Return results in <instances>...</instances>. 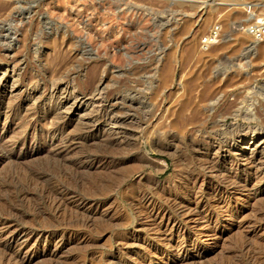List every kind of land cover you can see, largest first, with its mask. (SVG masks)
<instances>
[{"label":"rangeland","instance_id":"1","mask_svg":"<svg viewBox=\"0 0 264 264\" xmlns=\"http://www.w3.org/2000/svg\"><path fill=\"white\" fill-rule=\"evenodd\" d=\"M7 1L14 2L12 11L1 8ZM0 3L1 26L16 27L25 20L31 25L28 30L19 26L22 41L13 75L10 68L4 72L12 51L0 41L3 61L0 74L5 73L0 87L10 89L12 80L17 78L18 93L3 99L4 107L7 103L19 105L28 96L21 110L7 119L3 130L4 116L0 119V136L8 138L6 153L20 156L6 170L0 164V218L11 227L18 220L48 232L47 239L37 232L29 239L27 249L35 250L36 254L29 264H107L113 258H117V264H147L148 260H153V264H180L175 262L172 248L165 249L160 242L152 241L151 232L141 233L146 243L138 241L136 246H123L125 237L133 234L132 224L138 226L144 220L132 223V215H140L128 202L132 197L124 191L137 184L131 194H154L156 185L163 183L166 189H173L181 181L195 183V190L202 191H210L215 185L227 186L254 169L250 160L239 158L240 151L229 142L244 130L246 138L254 130L257 133L260 144L254 170L264 175V39L255 42L237 26L245 23L253 11L264 17V0H0ZM217 22L222 25L220 40L228 39L229 45L220 49L214 44L216 50L213 45L202 46L201 38ZM44 33H52L56 44L60 45L63 37L68 42L55 53L50 52L53 48L47 49L49 42ZM193 43L196 47L190 50ZM33 96L39 100L34 102ZM66 100L67 105L73 104L70 121L63 131L73 145L67 163L51 158L44 150L29 154L46 143L43 127L47 110L51 111L47 119L62 125L60 107ZM237 108H241L237 110L239 114L254 113V119H244L243 114L236 117ZM244 152L249 155L248 150ZM77 164L86 168L79 170ZM99 165L108 167L104 172L96 171L94 167ZM95 172L103 173L96 176ZM31 177L42 179L44 187L48 183V187L60 186L79 201L103 198L112 213L113 219L107 220L110 226L107 221L100 225L95 220L101 208L92 206L87 214L89 222L94 219L90 230L76 239H68V235L58 239L62 233L58 230L53 234L57 228L49 202L45 194L32 192ZM90 179L96 180L101 196L90 197L89 186L84 184ZM235 197L229 208L235 211L243 205L242 218L227 216V206L222 209L225 212L218 211L217 218H213L215 222L210 218L209 227L204 216H192L194 224L189 226L193 229L189 230V243L181 257L205 250V256L196 258L192 264H251L236 251L246 243L250 249L245 252L256 253L254 256H259L264 264V194L258 197L262 199H249L244 204ZM44 240H47L45 247ZM150 242L158 244L157 251L148 248ZM140 254L147 257L140 258Z\"/></svg>","mask_w":264,"mask_h":264},{"label":"bare ground","instance_id":"2","mask_svg":"<svg viewBox=\"0 0 264 264\" xmlns=\"http://www.w3.org/2000/svg\"><path fill=\"white\" fill-rule=\"evenodd\" d=\"M14 3V2H12ZM12 3H8V1L6 3H2L3 7H1L2 9L4 8V10H9L12 11V9L15 7L14 4ZM1 4V3H0ZM0 8V9H1ZM36 10V9H35ZM32 11V10H31ZM33 12V11H32ZM13 15V14H12ZM26 17V16H25ZM2 19V18H1ZM7 19V18H6ZM3 21L5 19H2ZM11 20V19H10ZM12 20H14L12 18ZM33 20V19H32ZM250 19H247V21ZM3 21H1L3 23ZM15 21V20H14ZM16 22V21H15ZM5 23V22H4ZM6 24V23H5ZM4 24V25H5ZM10 24V22L8 23ZM2 25V24H1ZM0 25V26H1ZM13 25V24H12ZM12 25L4 27L1 26L0 27V42L1 44H5L7 49H10V51H12V55L9 58L8 62H5V69L4 72H6L8 70V68H10V74L13 75V73H15V62H16V58L18 55V51L19 48L21 47V39L19 37V35H21V29L19 26H21L22 29L24 30H28L31 28V25L28 21H24L21 23L20 21V25L18 24V26L13 27ZM17 25V24H16ZM57 29V28H56ZM55 30V29H54ZM53 31V30H51ZM20 32V33H19ZM23 32V31H22ZM46 33V32H45ZM44 33V34H45ZM50 34H45V37L47 38L48 42H49V47L47 49L53 48L52 51L50 52H54L59 49V46L61 48V46L63 47L64 43L67 41V39H65L64 37L62 38V41L59 44H56L55 42V37L53 35ZM247 34V33H246ZM248 35V34H247ZM249 36V35H248ZM23 37V35H22ZM21 37V38H22ZM250 37V36H249ZM38 38V37H37ZM36 38V39H37ZM251 38V37H250ZM252 39V38H251ZM10 40V41H9ZM253 40V39H252ZM11 42H14V44H12ZM68 42V41H67ZM229 40H219L217 41L215 44H217L219 46L220 49L225 48L228 44ZM257 42V41H255ZM254 44V43H253ZM214 47V44H212ZM209 45V46H212ZM226 45V46H225ZM229 45V44H228ZM242 45V43L240 44ZM239 45V46H240ZM259 45V44H258ZM216 46V45H215ZM234 46V45H233ZM232 46V47H233ZM195 43L192 44L190 50H192L193 48H195ZM237 48V47H236ZM261 48V47H260ZM262 48H264L262 46ZM67 49V48H66ZM214 49L216 50V48L214 47ZM218 49V48H217ZM219 49V50H220ZM235 49V48H234ZM61 50V49H60ZM213 50V48H212ZM213 50V51H215ZM217 50V51H219ZM236 50V49H235ZM262 50V49H260ZM258 51V50H257ZM264 51V49H263ZM207 52H210L207 50ZM64 53V51H63ZM9 54V53H8ZM49 57V56H48ZM55 59V58H54ZM57 59V58H56ZM201 59V58H200ZM3 63L2 60H0V67L1 64ZM4 63V64H5ZM71 63V62H70ZM47 65V64H46ZM67 69V68H66ZM0 74V84L3 82L4 80V75L5 73ZM17 76V75H16ZM162 76V75H161ZM13 84L12 86H10V89H5L2 86L0 87V119L2 116H4V122H3V126H2V130L5 129V125L7 122V119L13 115L15 112H19L21 110L22 104L24 103V100L28 99V96L26 98H23L20 102L19 105H6V107H4V101L3 99H10L12 98V96H14L15 93H17V86H15V83L17 81L16 79H13ZM3 84V83H2ZM34 93V92H33ZM18 94V93H17ZM20 94V93H19ZM50 95V94H49ZM32 96V95H30ZM37 96V95H36ZM39 96V95H38ZM52 96V95H51ZM20 97V96H19ZM38 99V97L36 98L35 96H33V101L36 102V100ZM56 99V98H55ZM39 100V99H38ZM57 100V99H56ZM9 102V101H8ZM32 102V101H31ZM49 102H52V97L51 99H49ZM76 102V101H75ZM6 103V102H5ZM33 104V103H32ZM49 104V103H48ZM69 103H67V100L63 103H61V107H60V119L62 120V125H55V123H53L51 120H48V116L50 115V110H47V113H45V119L47 120L46 122H44V131H45V136H46V143L44 145V147L42 148H33V150L29 153L31 155L37 154L40 151H43L47 154H49V156H51V158H57L58 160H60L63 163H67L66 159L67 156L69 154V151L72 149V144L70 145L69 141L66 139L65 133L64 131V127L68 124V122L70 121V111L72 110V105L70 103V105H67ZM232 104V103H231ZM59 105V104H58ZM83 105V104H82ZM234 106V105H233ZM230 106V107H233ZM48 108V107H47ZM80 108V106H79ZM78 108V110H79ZM241 108H237L235 111L236 113V117H239L243 114V112H240V114L238 113L237 110H239ZM251 110H254V108H252ZM257 110V109H256ZM255 110V111H256ZM259 110V109H258ZM262 110V109H261ZM250 112V111H249ZM253 112V111H251ZM263 112V111H262ZM59 114V113H58ZM260 114V113H259ZM261 115V114H260ZM242 116H244V119H254L255 114L254 113H249V115L247 113L243 114ZM187 117V116H185ZM52 118V117H51ZM185 119V118H183ZM259 120V119H258ZM183 121V120H182ZM186 121V120H185ZM28 123V122H27ZM118 124V123H117ZM27 126V124L25 125ZM24 126V127H25ZM34 127V126H33ZM19 128V127H18ZM22 128V127H21ZM250 129V128H249ZM238 131V130H237ZM249 131V130H248ZM245 130L242 132L243 134L236 137H233L230 139V144L232 145L233 148H238V151H240L239 154V158H244V160H250V163H252V168H256V164L254 159H256L257 156V152H258V146L260 144V142H258L256 140V131L254 130L253 133L249 136V137H245L247 134L245 133ZM239 133V132H238ZM25 134V133H24ZM28 134V133H27ZM60 134V135H59ZM235 135V134H234ZM6 135H2L0 136V164L2 166V168H8L11 167L13 165V162H17L19 160H16L17 157H20L19 155H11L9 153H6L5 149L8 146V142H7ZM13 138H11L12 140ZM14 140V139H13ZM36 140V139H35ZM81 140V139H80ZM119 140V139H118ZM120 141V140H119ZM25 144V143H24ZM118 144V143H117ZM35 145V144H34ZM120 146V145H119ZM78 147V146H77ZM31 148V146H30ZM228 149V148H227ZM245 150L249 151V155H245L246 153L244 152ZM16 152V151H15ZM21 152V151H20ZM228 152V151H227ZM230 154V153H229ZM21 155V154H20ZM75 155V154H74ZM48 156V157H49ZM29 157V156H28ZM71 157V156H69ZM232 157V156H231ZM237 158V157H236ZM30 159V158H29ZM49 159V158H48ZM47 159V160H48ZM56 159V160H57ZM24 160V159H23ZM55 160V159H53ZM57 160V161H58ZM45 161V160H44ZM241 161V160H240ZM255 161V162H254ZM54 163V162H53ZM108 163V162H107ZM158 165H162V162L157 161ZM237 163V162H236ZM249 163V164H250ZM260 163V162H259ZM56 164V162H55ZM103 164V163H102ZM240 164V163H239ZM15 165V163H14ZM13 165V166H14ZM17 165V164H16ZM58 165V164H57ZM61 165V164H60ZM243 165V164H242ZM246 165V164H245ZM20 166V165H18ZM66 166V165H63ZM70 166V165H69ZM77 166L80 169H85V165L84 164H77ZM258 166V165H257ZM60 167V166H59ZM108 166L105 165L103 167L102 166H95V170L100 171L104 169H106ZM214 167V166H213ZM71 168V167H70ZM112 168V167H111ZM210 168V167H209ZM69 169V168H68ZM211 169V168H210ZM214 169V168H213ZM251 170V173L244 174V177H237V179L235 181H232L231 183L229 182V184L225 187H223V185H214L213 188L210 191H202V190H195V183H185V182H180L179 184L175 186H173V189H166L165 187H163V183L161 185H156L154 190L156 191V193H152V194H146V193H137L135 192V194H131L132 192H134L138 186L136 185H130L128 189H126L124 191V194L127 195L128 197H132L131 200L128 199V202L130 201V205H132V207L135 208L136 210V214L140 215L138 217H134L132 215V223L137 222L138 220L144 219L143 222H139L138 226H135L132 224V230L133 234H131L129 237H125V242L123 243V246L125 247H133L136 246V242L138 241H143V242H147L146 240H143V238H141V233L147 234L148 232H151L154 234L153 238V242L155 240V242H160V244L164 247L165 249L168 248H172L175 251L176 254V263H180V264H192V262L197 258H203L205 255V250H196L195 254H191V255H187L185 257H181L180 255L182 254V252H185V248L187 247L188 242V235H189V230H192L193 228L190 229V223L194 224V220H192V216H197V215H202L205 218H207L206 224L208 227L210 225V218H217V213L218 211H221L223 208H229V204L231 202V199L235 197V199L239 202L241 201L243 204L246 202H249L247 200L249 199H254V201H258L260 198L262 199V197L258 198L261 194H264V175H262L260 173V171L258 172L257 170ZM6 170V169H5ZM26 170V169H25ZM77 170V169H76ZM94 170V171H95ZM207 170V169H206ZM238 170V169H237ZM246 170V169H245ZM261 170V169H260ZM59 171V170H58ZM72 171V170H70ZM87 171V170H86ZM92 171V170H91ZM107 171V170H105ZM215 171V170H212ZM220 171V170H219ZM236 171V169H235ZM93 172V171H92ZM103 172H95L94 174H96V176L102 175ZM111 171H109L110 173ZM26 173V172H25ZM87 173V172H86ZM90 173V172H89ZM112 173V172H111ZM209 173V172H208ZM226 173V172H225ZM62 174V173H60ZM69 174V173H68ZM82 174V173H81ZM92 174V173H91ZM93 174V175H94ZM98 174V175H97ZM106 174V173H105ZM108 174V173H107ZM114 174V173H113ZM112 174V176H113ZM116 174V173H115ZM211 174V173H210ZM233 174V173H232ZM111 175V174H110ZM209 175V174H208ZM213 175V174H212ZM236 175V174H235ZM238 175V174H237ZM57 176V175H56ZM88 176V175H87ZM118 176V175H117ZM120 176V175H119ZM178 176V175H177ZM207 176V175H206ZM216 176V175H215ZM41 177V176H40ZM76 177V176H74ZM81 177V176H80ZM106 177V175H105ZM110 177V176H109ZM122 177L125 178V176L122 175ZM180 177V176H179ZM201 177V176H200ZM32 178V177H31ZM43 178V177H42ZM89 178V177H88ZM94 178V177H93ZM119 178V177H118ZM185 178V177H184ZM196 178V177H195ZM213 178V177H212ZM212 178L210 180H212ZM85 179V178H84ZM96 179V178H95ZM101 179V178H100ZM171 179V177H170ZM203 179V177H202ZM214 179V178H213ZM223 179V178H222ZM31 180V179H30ZM32 192L33 193H43L45 194L49 205L50 206V212L52 213L53 217L52 219L56 220V226L55 228H57L56 230L54 229L53 234L55 233V231L57 232L59 230V232L62 233V235H59L61 238L58 239H62L63 240V235H68V239L69 238H77L79 235L82 236L81 233H83L84 231L88 230L89 227L92 225V220L91 222L90 219L88 218L87 214L88 212L92 209V206H96L95 209L101 208L100 211H98L97 216L95 217V220H97V222L99 221V224L101 225L102 223L104 224V221L107 220H111L113 219L112 217V213L110 214V212L108 211V209L106 208V204L104 203L103 198H99L97 200H89V201H79L80 199H77L75 196H71L72 194H69L67 191L62 190V187L60 188L57 187V185H52L48 187V185L46 187H44L43 184V180L40 178H32ZM83 180V179H82ZM97 180V179H96ZM96 180H89V181H84L88 184L89 186V191H90V197H95L96 195H100V190L98 189L99 187L96 185ZM119 180V179H117ZM189 180V179H188ZM209 180V181H210ZM227 180V179H226ZM231 180V178H230ZM120 181H122L120 179ZM124 181V180H123ZM122 181V182H123ZM179 181V180H178ZM193 181V180H192ZM201 181V180H200ZM225 181V180H223ZM228 181V180H227ZM49 182V181H48ZM57 182V181H56ZM63 182V181H62ZM99 182V181H98ZM118 182V181H117ZM168 182V180L166 181ZM188 182V181H187ZM216 182V181H215ZM31 183V181H30ZM47 183V182H46ZM53 183V182H52ZM100 183V182H99ZM104 183V182H103ZM210 183V182H209ZM225 183V182H224ZM223 183V184H224ZM59 184V183H58ZM82 184V183H81ZM119 184V183H118ZM157 184V183H156ZM160 184V183H159ZM218 184V183H216ZM227 184V182L225 183ZM111 185V184H110ZM109 185V186H110ZM122 185V184H121ZM140 185V184H139ZM170 185V184H169ZM197 185V184H196ZM206 185V184H205ZM68 186V185H67ZM82 186V185H81ZM87 186V185H86ZM101 186V185H100ZM117 186V185H116ZM141 186V185H140ZM209 186V185H208ZM229 186V188H228ZM69 187V186H68ZM85 188V186H83ZM107 187V186H106ZM112 187V186H111ZM115 187V186H113ZM197 187V186H196ZM200 187V186H199ZM65 188V187H64ZM88 188V187H87ZM210 188V187H209ZM67 189V188H65ZM107 189V188H106ZM111 189V188H110ZM116 189V188H115ZM114 189V192L116 191ZM197 189V188H196ZM202 189V188H201ZM86 190V189H85ZM70 191V190H69ZM88 191V190H86ZM109 191V190H108ZM139 191V190H138ZM148 191V190H147ZM26 192V191H25ZM31 192V191H30ZM105 192V191H104ZM143 192V191H142ZM145 192V191H144ZM210 192V193H209ZM74 193V192H72ZM77 193V191H76ZM85 194L87 195L88 193L85 192ZM106 194H109L106 193ZM130 194V195H129ZM79 195V194H78ZM115 195V193H114ZM81 196V195H79ZM4 197V196H3ZM126 197V196H125ZM105 198V196H104ZM90 199V198H89ZM106 199V198H105ZM112 199V198H111ZM126 199V198H125ZM264 199V198H263ZM46 200V201H47ZM237 202V203H238ZM109 203H113V201ZM236 203V205H237ZM232 204V203H231ZM230 204V205H231ZM4 205V203H3ZM2 205V206H3ZM106 205V206H105ZM1 206V207H2ZM6 206V205H5ZM10 207V206H9ZM108 207V206H107ZM111 207V206H110ZM109 207V208H110ZM5 208V207H4ZM217 208V209H216ZM212 209V210H211ZM244 206L242 205L241 207H238L237 209H235V211H232V209L229 208V213L227 214V216L230 217H234V218H242L241 214L243 212ZM7 210H9V208H7ZM94 210V209H93ZM95 211V210H94ZM111 211V210H110ZM223 211V210H222ZM226 211V210H225ZM223 211V212H225ZM8 212V211H7ZM9 213V212H8ZM10 216V214H8ZM11 213V212H10ZM96 213V211H95ZM175 213V214H174ZM220 213V212H219ZM14 214V213H13ZM132 214V213H131ZM134 214V213H133ZM174 214V216H172ZM222 214V212H221ZM16 215V213H15ZM91 215V214H90ZM95 215V214H93ZM220 215V214H219ZM241 215V216H240ZM12 216V215H11ZM10 216V217H11ZM17 216V215H16ZM21 215H19V218ZM116 216V215H115ZM120 216V215H119ZM221 216V215H220ZM18 217V216H17ZM93 217V216H92ZM175 217V218H173ZM229 217V218H230ZM121 218V216H120ZM117 218V219H120ZM181 218V219H180ZM183 218V219H182ZM185 218V219H184ZM220 218V217H219ZM6 220V219H5ZM15 220V219H14ZM21 220V219H19ZM49 220V219H48ZM54 220V221H55ZM124 220V219H123ZM13 221V220H12ZM23 221V220H22ZM44 221V220H43ZM120 220V224H121ZM197 221V220H195ZM216 221V219H215ZM214 221V222H215ZM110 222V221H109ZM118 222V221H117ZM125 222V221H124ZM218 222V221H217ZM9 222H5L4 220H2L0 218V264H29L30 261L32 260V258L34 257L35 254V250L34 252L29 251V249H27V244L29 242V239L35 236V232H37V234L39 236H44V239H47V233L45 230H37L34 227H31L27 225H25L23 222V224L21 222H19L17 220V222L15 221L14 223H12V227ZM123 223V222H122ZM49 224V222H48ZM90 224V225H88ZM107 224L109 225L108 221ZM106 224V225H107ZM113 224V223H112ZM125 224V223H124ZM214 224V223H213ZM212 224V226H213ZM217 224V223H216ZM34 225V224H33ZM51 225L53 226V224L51 223ZM55 225V224H54ZM105 225V224H104ZM130 225V224H129ZM205 225V227H206ZM50 226V225H49ZM94 226V225H93ZM98 226V224H97ZM95 226V228L97 227ZM103 226V225H102ZM110 226V225H109ZM131 226V225H130ZM105 227V226H103ZM192 227V226H191ZM214 227V226H213ZM95 228H92L91 231H95ZM102 228V227H101ZM122 228V227H121ZM211 228V227H210ZM118 229V228H117ZM90 230V229H89ZM101 230V229H100ZM103 230V229H102ZM101 230V231H102ZM213 230V229H212ZM90 231V232H91ZM99 232L102 233V232ZM50 233V232H49ZM85 233V232H84ZM117 233V232H116ZM52 234V233H51ZM52 234V235H53ZM98 234V235H99ZM126 234V233H125ZM142 234V235H144ZM208 234V233H207ZM50 235V234H49ZM95 235V234H94ZM117 236L119 234H116ZM152 235V234H151ZM54 236V235H53ZM52 236V237H53ZM100 236V235H99ZM50 237V236H49ZM123 237V236H122ZM148 237V235H147ZM113 238V237H112ZM118 238V237H117ZM121 238V237H120ZM206 238V237H205ZM37 239V238H36ZM54 239V238H53ZM65 239V238H64ZM96 239V238H95ZM57 240V239H56ZM59 240V242H60ZM92 240V239H91ZM148 240V239H147ZM85 241V240H84ZM117 241V240H116ZM151 241V240H150ZM34 242V240H33ZM47 242V240H44L43 242V247L47 246L45 243ZM49 242V241H48ZM87 242V241H86ZM58 243V242H57ZM34 244V243H31ZM30 244V245H31ZM54 244V243H53ZM120 244V242H119ZM158 244L155 243H151L150 242V247H148L149 249L152 248V250L157 251L158 250ZM245 244V245H244ZM242 243L241 246H238V248L236 249L237 253H240L243 255V260H248L251 264H262V259H260V257L258 256H254L256 255V253H252V254H248L245 252L246 249H250L248 248V244L246 243ZM29 245V246H30ZM56 245V244H54ZM121 245V244H120ZM139 245V244H138ZM34 246V245H31ZM141 246V244H140ZM143 246V245H142ZM161 246V247H162ZM60 247V245H59ZM122 247V246H121ZM147 247V246H146ZM195 247V246H194ZM29 248V247H28ZM56 248V247H54ZM120 248V246H119ZM252 248V247H251ZM48 250V248H47ZM46 250V251H47ZM146 250V249H144ZM143 250V251H144ZM151 250V251H152ZM124 251V250H123ZM142 251V250H141ZM140 251V252H141ZM148 251V250H146ZM148 251V252H151ZM168 251V250H167ZM257 251V250H256ZM126 252V251H125ZM162 252V251H161ZM122 253V252H121ZM136 253V252H135ZM138 253V252H137ZM169 253V252H168ZM127 254V253H126ZM151 253H149L150 255ZM154 254V251H153ZM152 254V255H153ZM163 254V253H162ZM248 254V255H245ZM36 255V254H35ZM53 255V254H52ZM262 255V254H261ZM140 258L144 257L146 258L147 256H145L144 254H140L139 255ZM103 257V256H102ZM115 257V256H114ZM119 257V256H118ZM157 257V256H156ZM168 257V256H167ZM104 258V257H103ZM106 258V257H105ZM104 258V259H105ZM125 258V257H124ZM240 258V257H239ZM264 258V257H263ZM121 259V258H120ZM139 259V258H138ZM137 259V260H138ZM160 259V258H158ZM161 260V259H160ZM122 261V260H120ZM144 261V260H142ZM142 261H140L142 263ZM153 260H148L147 264H153L152 263ZM168 261V260H167ZM107 264H117V258H113L110 259L109 261H107ZM146 262V261H145ZM33 263V262H32ZM61 263V262H60ZM124 263V262H123ZM164 263V262H162ZM166 263V262H165ZM236 263V262H235ZM238 263V262H237ZM121 264V263H120ZM126 264V263H125Z\"/></svg>","mask_w":264,"mask_h":264},{"label":"built area","instance_id":"3","mask_svg":"<svg viewBox=\"0 0 264 264\" xmlns=\"http://www.w3.org/2000/svg\"><path fill=\"white\" fill-rule=\"evenodd\" d=\"M248 21L239 23L238 29L247 33L254 41H261L264 39V17L255 15L254 11L248 15ZM222 25L215 23L201 38L202 46H209L215 44L222 37Z\"/></svg>","mask_w":264,"mask_h":264}]
</instances>
